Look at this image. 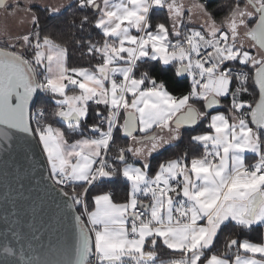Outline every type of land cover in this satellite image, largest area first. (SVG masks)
<instances>
[{
    "label": "snow or ice",
    "instance_id": "6c2138e0",
    "mask_svg": "<svg viewBox=\"0 0 264 264\" xmlns=\"http://www.w3.org/2000/svg\"><path fill=\"white\" fill-rule=\"evenodd\" d=\"M69 8L82 14L49 24ZM221 11L203 0H0V151L34 144L71 222L70 240L49 241L57 259L33 254L35 231L27 248L5 233L3 264H264V238H248L264 228V0ZM72 46L86 66L70 65ZM172 69L186 93L170 91ZM225 101L227 114L209 111ZM201 124L151 171L154 153ZM114 180L122 201L105 190ZM229 225L239 235L218 252Z\"/></svg>",
    "mask_w": 264,
    "mask_h": 264
},
{
    "label": "water",
    "instance_id": "95a60500",
    "mask_svg": "<svg viewBox=\"0 0 264 264\" xmlns=\"http://www.w3.org/2000/svg\"><path fill=\"white\" fill-rule=\"evenodd\" d=\"M44 176H47L45 161L34 144L16 139L10 149L0 151V264L5 258V233L16 247L13 232L20 233L26 238L27 248L35 231L41 238L32 241L33 254L50 259L59 258L60 253L49 251V241L58 245L65 237L71 239V222L63 219L56 207L60 198Z\"/></svg>",
    "mask_w": 264,
    "mask_h": 264
},
{
    "label": "trees",
    "instance_id": "16d2710c",
    "mask_svg": "<svg viewBox=\"0 0 264 264\" xmlns=\"http://www.w3.org/2000/svg\"><path fill=\"white\" fill-rule=\"evenodd\" d=\"M203 2L206 3V5L209 7L210 10L216 11L218 16H222V9H225L228 5L229 0H203ZM82 13L75 9V8H69L65 10L62 15L60 16L59 20L57 21H50L51 23H58V24H65L67 21L71 20L74 16L76 18L79 17ZM159 19H164V13L161 12ZM89 34L95 36L96 31L94 29H86L83 33L77 31L78 36H88ZM69 63L72 66H81V65H87L88 61L81 56L80 49L72 46L69 50ZM167 83L169 86L170 91L173 92L175 95H180L182 93H186L187 90L190 87V80L187 77H177L175 76V70L172 69L168 75H167ZM247 99L251 100L253 97L248 96ZM227 101L224 102L225 106H222L220 109L221 112H224L227 114V107H226ZM102 107V106H101ZM95 113L90 111V117L88 123H92L94 120ZM203 125V126H202ZM205 125L201 124L196 126L194 129H191L184 134L187 135L186 139L189 140L190 135L197 134L198 132L204 130ZM115 139L117 144L124 145L128 141V138L124 137L122 132L116 131L114 133ZM189 147V144L187 141H180L174 145H170L166 147L163 151H161L159 154L155 155L151 158V171L154 172L158 166L159 163L163 162L164 160L168 158H173L177 155H179L185 148ZM105 190L111 191L114 195V198L117 201H122L126 194V188L125 185L119 181L114 180L111 182L105 183ZM239 235L234 225H229L226 228H223L222 232L218 235V240L216 244V251H222L223 245L225 242V239L229 235ZM248 238L251 239L253 242H259L262 239V228L260 226H255L254 231L250 232L248 234Z\"/></svg>",
    "mask_w": 264,
    "mask_h": 264
},
{
    "label": "crops",
    "instance_id": "0c3cea01",
    "mask_svg": "<svg viewBox=\"0 0 264 264\" xmlns=\"http://www.w3.org/2000/svg\"><path fill=\"white\" fill-rule=\"evenodd\" d=\"M9 24L11 25V26H14L13 24V22L12 21H9ZM197 27H198V25H197ZM222 108V107H221ZM216 111H220V110H216ZM216 111H213L212 112V114H215L216 113ZM221 112V111H220ZM192 128H182L181 129V133H185V132H187V131H189V130H191ZM137 134H139V133H137ZM128 141V140H127ZM129 142V141H128ZM127 142V143H128ZM179 141H176V142H173V144H176V143H178ZM168 146H170V145H166L164 148H162V149H160L157 153H154L153 154V156L152 157H154L155 155H157V154H159L161 151H163L166 147H168ZM151 157V158H152ZM151 158H150V160H151ZM137 166H139V165H137ZM255 227V226H254ZM262 238H264V228H262Z\"/></svg>",
    "mask_w": 264,
    "mask_h": 264
},
{
    "label": "rangeland",
    "instance_id": "374dc122",
    "mask_svg": "<svg viewBox=\"0 0 264 264\" xmlns=\"http://www.w3.org/2000/svg\"><path fill=\"white\" fill-rule=\"evenodd\" d=\"M14 25V24H13ZM14 27V26H13ZM203 126V125H202ZM186 137H187V135L186 134H184V133H182V139L180 140V141H187L188 142V140L186 139ZM179 141V142H180ZM171 145H174V144H171Z\"/></svg>",
    "mask_w": 264,
    "mask_h": 264
}]
</instances>
